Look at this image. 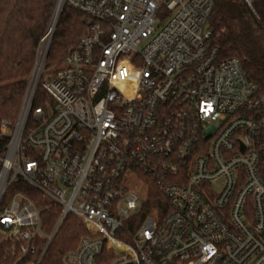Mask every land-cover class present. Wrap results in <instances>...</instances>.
I'll list each match as a JSON object with an SVG mask.
<instances>
[{
	"label": "built area",
	"instance_id": "obj_1",
	"mask_svg": "<svg viewBox=\"0 0 264 264\" xmlns=\"http://www.w3.org/2000/svg\"><path fill=\"white\" fill-rule=\"evenodd\" d=\"M66 7L87 31L50 69ZM214 7L57 0L18 115L0 120V237L18 262L72 216L85 236L65 264H264V95L212 47ZM144 177L167 213L144 215Z\"/></svg>",
	"mask_w": 264,
	"mask_h": 264
},
{
	"label": "trees",
	"instance_id": "obj_2",
	"mask_svg": "<svg viewBox=\"0 0 264 264\" xmlns=\"http://www.w3.org/2000/svg\"><path fill=\"white\" fill-rule=\"evenodd\" d=\"M57 0H0V120H15ZM255 7L257 4H254ZM210 19L211 45L221 58H238L248 79L264 95V59L258 46L264 39V13L252 11L244 0H214ZM86 18L65 8L61 14L48 58V68L57 69L87 31ZM39 104V103H38ZM148 184L144 215L168 210V203L153 179ZM60 212L51 206L42 214L43 230L51 234ZM85 236L83 225L67 217L48 247L39 241L34 256L18 262L10 240L0 239V264H65L67 254L77 249Z\"/></svg>",
	"mask_w": 264,
	"mask_h": 264
},
{
	"label": "rangeland",
	"instance_id": "obj_3",
	"mask_svg": "<svg viewBox=\"0 0 264 264\" xmlns=\"http://www.w3.org/2000/svg\"><path fill=\"white\" fill-rule=\"evenodd\" d=\"M256 4H257L256 7H255V5L253 6V11L259 10L260 12H263L264 13V0H258L256 2ZM262 41L260 42L261 44H262ZM47 65H48V61H47ZM0 239H1V237H0Z\"/></svg>",
	"mask_w": 264,
	"mask_h": 264
},
{
	"label": "flooded vegetation",
	"instance_id": "obj_4",
	"mask_svg": "<svg viewBox=\"0 0 264 264\" xmlns=\"http://www.w3.org/2000/svg\"><path fill=\"white\" fill-rule=\"evenodd\" d=\"M258 52H259L260 57L264 59V39L262 41V44L260 43V45L258 46Z\"/></svg>",
	"mask_w": 264,
	"mask_h": 264
}]
</instances>
